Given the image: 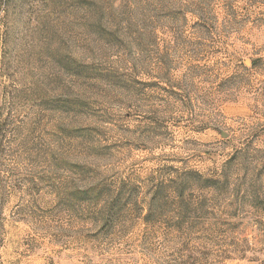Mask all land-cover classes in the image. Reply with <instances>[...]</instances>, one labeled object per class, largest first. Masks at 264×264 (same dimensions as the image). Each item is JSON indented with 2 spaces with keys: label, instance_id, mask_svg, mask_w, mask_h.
<instances>
[{
  "label": "rangeland",
  "instance_id": "obj_1",
  "mask_svg": "<svg viewBox=\"0 0 264 264\" xmlns=\"http://www.w3.org/2000/svg\"><path fill=\"white\" fill-rule=\"evenodd\" d=\"M0 264H264V0H0Z\"/></svg>",
  "mask_w": 264,
  "mask_h": 264
}]
</instances>
